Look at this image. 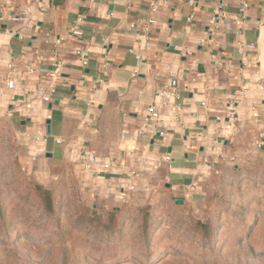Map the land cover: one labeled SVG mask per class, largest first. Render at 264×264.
Returning <instances> with one entry per match:
<instances>
[{
	"label": "crops",
	"instance_id": "0c3cea01",
	"mask_svg": "<svg viewBox=\"0 0 264 264\" xmlns=\"http://www.w3.org/2000/svg\"><path fill=\"white\" fill-rule=\"evenodd\" d=\"M24 10L29 25L11 19ZM0 135L42 185L197 201L264 157V0H0Z\"/></svg>",
	"mask_w": 264,
	"mask_h": 264
},
{
	"label": "rangeland",
	"instance_id": "374dc122",
	"mask_svg": "<svg viewBox=\"0 0 264 264\" xmlns=\"http://www.w3.org/2000/svg\"><path fill=\"white\" fill-rule=\"evenodd\" d=\"M0 264H264V157L251 152L197 201L111 204L75 176L37 182L0 135Z\"/></svg>",
	"mask_w": 264,
	"mask_h": 264
},
{
	"label": "built area",
	"instance_id": "2783aa9c",
	"mask_svg": "<svg viewBox=\"0 0 264 264\" xmlns=\"http://www.w3.org/2000/svg\"><path fill=\"white\" fill-rule=\"evenodd\" d=\"M246 6V3L241 1L240 3V10L243 11L244 8ZM222 8V5L221 4H218L217 6V9H221ZM28 14H29V10H24L22 11L21 13L17 14V15H14L11 19L14 21V22H17V23H20V24H23V25H29V20H28ZM155 23V20L153 19H148L143 25V30H147L148 29V25L149 24H154ZM130 26H134V24H130ZM69 32L71 34V36L73 37H80L82 35V29H81V18L80 17H77L74 22L72 24H70L69 26ZM60 42L59 39H56L55 41V44H58ZM148 42H146L145 46H148ZM53 65H54V71H57L59 70V68L62 66V62L60 59H58V52L56 49L53 50ZM83 63L85 64V61H83ZM54 73H52L53 75ZM51 75V76H52ZM163 96L169 98L171 96L170 93H163L162 94ZM148 113L149 114H152L153 113V109L152 108H149L148 109ZM147 119V118H145Z\"/></svg>",
	"mask_w": 264,
	"mask_h": 264
},
{
	"label": "trees",
	"instance_id": "16d2710c",
	"mask_svg": "<svg viewBox=\"0 0 264 264\" xmlns=\"http://www.w3.org/2000/svg\"><path fill=\"white\" fill-rule=\"evenodd\" d=\"M34 188L37 192V195L40 197V199L43 203L44 209L47 210L49 213H52L53 212V200H52V196H51L50 191L41 187L38 184H35ZM114 213H115L114 211H111L109 213V218L112 219ZM106 227L108 228L109 226H106Z\"/></svg>",
	"mask_w": 264,
	"mask_h": 264
},
{
	"label": "water",
	"instance_id": "95a60500",
	"mask_svg": "<svg viewBox=\"0 0 264 264\" xmlns=\"http://www.w3.org/2000/svg\"><path fill=\"white\" fill-rule=\"evenodd\" d=\"M176 203H181V202H176Z\"/></svg>",
	"mask_w": 264,
	"mask_h": 264
}]
</instances>
